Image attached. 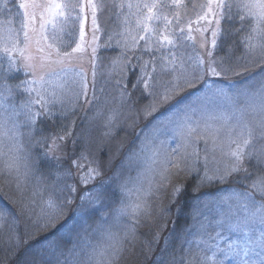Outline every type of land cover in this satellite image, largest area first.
<instances>
[{"label":"snow or ice","instance_id":"obj_1","mask_svg":"<svg viewBox=\"0 0 264 264\" xmlns=\"http://www.w3.org/2000/svg\"><path fill=\"white\" fill-rule=\"evenodd\" d=\"M111 7L117 10L122 29L118 35L123 42L118 41L122 51L112 60L110 75L120 77L116 80L119 86L129 65L140 69L132 88H140L142 95L151 98L140 110L145 117L173 101H177V112H186L191 105L177 98L198 83L206 88L205 99H219L229 106L228 110L210 112L203 123L190 118L179 123L180 147L165 153L160 186H167L173 176L193 174L197 175L194 190L205 184L225 183L240 173L247 182L242 190L233 189L216 202L218 218L206 217V222H200L196 238L186 241L183 264H264V74H251L253 68H264V0H112ZM18 8L22 10L19 28L13 27L12 21L0 24V156H8L0 175L15 179L23 195V181L33 169L30 152L21 155L23 137L44 148V156L57 161L51 173L55 179L49 183L47 177H37L32 195H41V213L55 227L65 206L73 204L72 193L81 192L80 185L85 187L74 211L81 217L107 198L108 181L99 179L102 167L91 141L75 136L70 119L81 99L88 104L97 99L94 94L93 100L88 99L87 72L77 70L76 62L89 59L94 88L97 41L103 29L99 14L105 4L102 0H21ZM89 15L91 23L86 30ZM237 36L243 48L240 57L235 55ZM137 49L141 50L139 55ZM221 50L223 54L218 55ZM145 53L149 56L146 60ZM133 59L136 64L131 63ZM240 59L245 61L243 65ZM21 68L31 79L14 86L28 97L17 108L6 103L13 95L7 75ZM243 73L250 79L232 93L215 86L216 78L234 83L231 77ZM119 91L122 102L132 94L126 86ZM117 115L114 109L107 115L106 137ZM45 121L52 122V131L38 129V124ZM168 123L174 121L169 119ZM69 138H73L74 146L83 141L78 155L66 151ZM5 139L12 141L7 153L3 151ZM200 140L205 142L203 157L196 147ZM69 179L79 183H68ZM125 189L126 185H121V190ZM181 190L182 185H176L173 196ZM152 195L149 188L137 196L136 202H122L115 218L131 217L133 230L137 225L153 223ZM164 211L161 209V213ZM4 222L0 213V225ZM129 235L134 236V231L123 238L107 232L108 243L91 253L69 249L70 264H81L82 255L95 264H113ZM12 239L10 236L8 242ZM50 246L56 264H60L65 255L62 246L58 242Z\"/></svg>","mask_w":264,"mask_h":264},{"label":"trees","instance_id":"obj_2","mask_svg":"<svg viewBox=\"0 0 264 264\" xmlns=\"http://www.w3.org/2000/svg\"><path fill=\"white\" fill-rule=\"evenodd\" d=\"M21 0H0V24L5 21H12V26L19 28V20L22 17V11L18 8ZM105 4V9L101 16L103 29L99 34L101 39L98 41L97 47V67L95 77V87H92L93 81L89 87L88 99L93 100V94L97 97L91 104L85 103L83 99L80 105L75 109V114L70 118L74 121L71 125V130L76 137H87L91 141V148L97 159L101 163L102 176L100 180L108 181L105 185L107 190V198L102 204L90 209L84 213L83 217L76 218V209L79 204V198H75L70 206H65L64 215L56 219L55 227L43 218L41 213L42 200L41 195L33 196V188L37 183V177L45 176L50 183L55 177L51 175L57 168V161L44 156L45 149L36 147L30 144L27 136L23 137L22 143L24 149L21 155L31 154V162L33 164L32 173L23 181L22 187L26 189L21 195L17 189L16 180L0 175V213L5 217V222L0 225V264H56L53 249L50 246L58 242L65 253L60 258V264H70L71 258L68 256L69 249L85 252L89 251L88 241L92 242L100 239L104 231L120 232L122 229V221L119 225L116 222L115 210L121 206L120 185L122 182L134 176V162L131 161L130 169L123 164L126 163L128 157L140 151V131L154 124L155 119L165 112V110L177 104L173 101L169 105L160 107L152 115L145 117L140 110L149 103L150 97L141 94V89H133L132 85L136 82L137 75L140 72L138 67L133 68L128 66L125 80L119 86L116 80L120 77L115 73L110 75L112 68V60L119 56L122 48L118 45L122 38L118 33L122 30L120 21L116 16V9L111 7L112 0H102ZM192 13L189 12V15ZM109 37L111 39L109 40ZM237 49L236 57L243 54V48L239 47V36L236 37ZM143 43V42H141ZM110 45V46H106ZM188 50V49H187ZM186 50V51H187ZM140 49L136 50L139 55ZM221 50L218 55H222ZM131 55V53H129ZM159 55V54H157ZM148 54L143 55V59H148ZM132 64L137 61L133 59ZM243 65L245 61L239 60ZM3 65L7 67V59H3ZM253 76L264 74V68H253L251 70ZM29 79L22 68L7 75V82L13 86V95L7 100L9 106L15 105L17 108L23 100H26L27 94L15 90V85L24 79ZM250 79L248 73H243L240 76H232L231 80L234 83H229L222 78H216L218 84L232 87L235 90L236 86H243ZM212 81V80H211ZM127 87L131 92V96H125L123 102L119 89ZM201 84H197L195 88L186 89L185 92L177 99L188 97L195 89L200 88ZM115 110L118 115L114 121L109 136L104 133L108 129H104L105 120L112 110ZM100 112L103 115L97 116ZM139 113V115H138ZM60 120L57 117V126ZM51 121H45L38 124V129H42L45 133L53 130L50 127ZM151 124V125H152ZM23 131V129H22ZM73 138H69L66 151L72 154L73 151L78 155L81 140L75 146L72 143ZM6 156H0V169L3 168ZM135 169V168H134ZM23 171V170H22ZM202 174V172H201ZM197 183V175L193 174L182 179V190L173 201L165 199L162 204L169 211L166 216L156 215L154 222L144 226H136L133 230L132 224L127 225L126 229H130V233L134 231V236L129 235L128 240L124 241L123 250L119 253V258L113 260V264H134L138 263L147 241L152 240L158 228V223L165 226L164 232L161 234L165 237L168 235H182L191 226L196 206V199L205 195H214L222 188L242 190L246 181L244 174H234L229 177L225 183L214 182L205 184L199 190H194ZM77 193V197L82 193ZM167 196V190L163 192ZM48 192L43 193V198L46 199ZM259 199V197H257ZM45 224L48 226L45 227ZM126 234V233H125ZM125 234L122 236L124 237ZM12 237V243H9V237ZM81 264H95V261H87L85 256L80 258Z\"/></svg>","mask_w":264,"mask_h":264},{"label":"rangeland","instance_id":"obj_3","mask_svg":"<svg viewBox=\"0 0 264 264\" xmlns=\"http://www.w3.org/2000/svg\"><path fill=\"white\" fill-rule=\"evenodd\" d=\"M22 11V10H21ZM90 15L89 19L86 22V30L90 26ZM89 35H91L89 33ZM23 37L21 36V39ZM98 44V41H97ZM187 51H191L188 49ZM89 50V55H90ZM77 70L81 68L87 72L89 87L93 81L92 77V67L89 62V59L85 57L82 61H78ZM25 73V72H24ZM31 79V77L29 78ZM208 84H211L212 81H207ZM216 87H221L232 93L234 89L232 87H228L226 85L218 84L215 82ZM206 92L205 86L201 85L200 88L195 89L192 93L188 95V97L181 98L179 101H183L191 105L190 109L185 111H176V105L170 107L165 110L163 114L155 119L154 124L150 123V126L142 129L139 133L140 140V151L136 154H133L131 157H128L125 164V167H131V161L134 162L133 175L128 180L122 182V185H126V189L124 191L121 190V203L128 204L130 202H136L138 195H143V192L149 188L152 189L153 195L149 197V200L152 202L154 211V217L156 215L166 216L167 212H169L164 204L165 199L168 201L176 197L173 196V189L176 185H181L183 175L173 176L171 178V182L167 184V186L161 185V173L163 172L165 153H171L173 149H178L180 147L181 141L178 136V128L177 125L187 118H190L192 122L200 121L201 123L207 118V115L210 112H220L224 110H228V104L219 99H205L204 93ZM238 104L243 103L242 101H237ZM19 107V106H18ZM171 119L174 123H168V120ZM114 123V122H113ZM152 124V125H151ZM104 129L106 130L107 128ZM223 136V133L221 134ZM3 151L5 153L8 152V149L12 145V141L7 139L4 140ZM196 147L198 150H201V154L203 157L202 150L205 148V142L200 140L196 143ZM8 159V156L5 155ZM175 171V170H173ZM189 177V176H188ZM79 183L78 180L69 179L68 183ZM84 185H80V188L84 189ZM139 190V191H138ZM167 190V196H164L163 192ZM233 189L222 188L218 190L214 195H205L203 197L197 198L195 213L193 220L191 222V226L185 233V237L182 235H168L164 238L161 235L164 232L165 226L161 223H158V228H156V233L152 240L147 241L143 244L144 252L139 260V262L134 264H183L181 257L185 256V249L188 248L187 240H194L197 236V231L199 228L200 222H206L205 218L208 219H216L218 218V209L216 207V202L220 200L221 197L226 196ZM83 194V191L82 193ZM80 194V195H81ZM67 195V193L65 194ZM72 196L77 197V193H72ZM80 199L79 204L80 205ZM122 206V204L120 205ZM161 209L165 211L161 213ZM80 215H76V218H79ZM47 217L43 215V218ZM115 217V216H114ZM61 218V217H59ZM57 218V219H59ZM124 222L120 220H116L119 225L122 222V229L120 232H112L117 236L123 238L122 236L125 233H130V229H126L132 224L131 217L125 216L120 217ZM48 220V217L47 219ZM156 220V219H154ZM52 224V223H51ZM127 224V225H126ZM147 225V223L142 224L140 226ZM139 226V225H137ZM111 232L109 229L104 231L102 237L100 239H96L95 241L89 242V251L87 253H91L93 249H99L106 245L108 241L106 240V233ZM194 246V245H193ZM86 257V256H85ZM87 259V258H86ZM225 264H228L226 261Z\"/></svg>","mask_w":264,"mask_h":264}]
</instances>
